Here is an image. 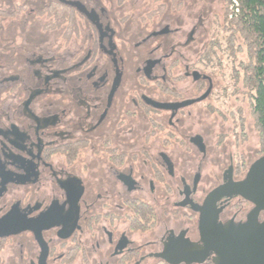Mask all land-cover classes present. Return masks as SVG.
I'll list each match as a JSON object with an SVG mask.
<instances>
[{
  "label": "flooded vegetation",
  "instance_id": "flooded-vegetation-1",
  "mask_svg": "<svg viewBox=\"0 0 264 264\" xmlns=\"http://www.w3.org/2000/svg\"><path fill=\"white\" fill-rule=\"evenodd\" d=\"M12 3L0 26V264H225L201 214L243 251L231 261L264 264V200L204 208L264 158L254 117L210 72L216 0Z\"/></svg>",
  "mask_w": 264,
  "mask_h": 264
},
{
  "label": "trees",
  "instance_id": "trees-1",
  "mask_svg": "<svg viewBox=\"0 0 264 264\" xmlns=\"http://www.w3.org/2000/svg\"><path fill=\"white\" fill-rule=\"evenodd\" d=\"M222 1V21L216 23V38H211L207 48L209 63L211 67L221 66L220 57L225 53L235 59L237 50L246 52L243 87L253 100L251 113L264 146V0Z\"/></svg>",
  "mask_w": 264,
  "mask_h": 264
},
{
  "label": "water",
  "instance_id": "water-1",
  "mask_svg": "<svg viewBox=\"0 0 264 264\" xmlns=\"http://www.w3.org/2000/svg\"><path fill=\"white\" fill-rule=\"evenodd\" d=\"M70 5L76 6L80 8V5L77 3H70ZM264 173V158L257 161L249 170V173L247 175V178L244 182L237 183V184H226L224 186H221L217 189H215L206 199V202L204 204V208L208 207L213 204L214 201L217 199L230 195V194H238L243 196L245 199L252 201L254 203H262L264 200L263 197V191L262 183L259 181ZM257 180V184L259 185L258 189L256 188L253 190L252 185ZM208 205V206H207ZM207 216L201 214V220H200V228H201V235H203V241L208 245V248L213 250L219 257L222 259V261L225 264H245V261L243 260V255L240 257V259H234V261H231L229 258V251L232 250L233 252H243L241 249H235L232 247L231 243H224L225 241L221 238H219L218 233L216 232L213 225H211L210 221L206 220ZM209 223V224H208ZM208 233H211L209 235ZM214 233L215 235H213ZM210 236V237H209ZM223 245V246H221ZM231 246V247H228Z\"/></svg>",
  "mask_w": 264,
  "mask_h": 264
},
{
  "label": "rangeland",
  "instance_id": "rangeland-1",
  "mask_svg": "<svg viewBox=\"0 0 264 264\" xmlns=\"http://www.w3.org/2000/svg\"><path fill=\"white\" fill-rule=\"evenodd\" d=\"M12 2L13 0H0V26H3L5 28L8 23L13 21V15H12L13 5L11 6ZM214 8H215L217 16L215 17V20L213 22H212L213 19H211V22L208 25V29L210 30L209 32L211 35L210 39L213 36H214L213 39L216 38V33H217L215 29L216 23L222 21V17L224 14L223 1L216 0ZM4 12L8 14H4ZM229 12H231L230 7H229ZM9 14L12 16L10 17ZM236 53H237L236 54L237 57L235 59H229L227 57V54L225 53V55L220 57L222 61L221 66L219 65H214L213 67L210 66V72H211V75L214 76L216 83L219 82L222 85L226 86L227 89L230 90L229 94L231 95H230L229 100H241L243 112H245L247 116L252 117V113L249 108L250 106H248V103L250 102L248 90L243 87L244 84H243V67L242 66L246 64L247 62V55L244 50H241V51L237 50ZM223 74L225 78H223L222 80ZM221 86L219 88H221Z\"/></svg>",
  "mask_w": 264,
  "mask_h": 264
}]
</instances>
